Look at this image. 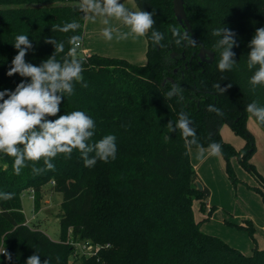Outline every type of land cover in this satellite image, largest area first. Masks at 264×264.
I'll return each mask as SVG.
<instances>
[{
	"label": "trees",
	"instance_id": "obj_1",
	"mask_svg": "<svg viewBox=\"0 0 264 264\" xmlns=\"http://www.w3.org/2000/svg\"><path fill=\"white\" fill-rule=\"evenodd\" d=\"M134 1L139 10L153 12V29L164 34L160 45L153 44L149 31L144 63L78 51L87 87L75 84L74 94L65 97L58 113L85 112L95 121L93 141L115 136L116 158L85 167L74 149L69 158L59 154L52 161L54 170L33 174L29 161L16 175L14 158L0 153V193L13 194L11 199L0 198V264H25L33 253L48 264H71L75 247L70 238L94 246L79 264H264V247L256 244L244 253L200 228L192 203L198 199L205 210L210 189L206 184L197 188L198 175L188 150L218 143L232 183L238 180L232 164L236 157L254 172L259 185L251 187L264 199V176L250 161L255 140L247 118L254 117L245 110L253 101L264 106V85H250L253 70L247 66L249 41L264 26V0H184L194 33L188 35L195 43L182 40L179 45L169 31L172 25L184 32L174 17L172 0ZM78 3L0 0V91L13 90L27 79L6 74L16 54L12 46L16 35L33 41L25 59L36 65L54 51L45 38L63 41L65 53L69 37L79 35L82 41L85 16L77 10ZM73 20L80 24L75 33L53 30L54 25ZM222 26L233 30L237 41L231 49L236 64L225 72L217 68L221 50L214 47L217 38L212 36V30ZM201 43L214 51L212 61L199 57ZM174 85L181 91L168 98ZM210 105L219 114L209 111ZM181 112L189 116L197 144H190L191 138H183L179 129L168 131V121L176 122ZM223 124L245 138L240 148L221 137ZM35 167L43 168V161ZM48 181L51 190L62 193L57 240L25 222L20 200L22 190L31 188L38 202ZM233 224L246 227L254 238L250 220L246 225Z\"/></svg>",
	"mask_w": 264,
	"mask_h": 264
},
{
	"label": "clouds",
	"instance_id": "obj_2",
	"mask_svg": "<svg viewBox=\"0 0 264 264\" xmlns=\"http://www.w3.org/2000/svg\"><path fill=\"white\" fill-rule=\"evenodd\" d=\"M76 8L93 22L97 17L103 18L102 23L105 27L101 35L108 41L114 38L126 40L129 37H141L149 31L153 44L159 46L164 39L163 33L153 29L155 23L153 12L133 11L121 0H79ZM113 19L119 21L128 31L114 29L111 24ZM79 28L80 24L75 20L53 26V30L63 33H75ZM169 31L177 45L182 40L195 43L194 39L189 38L187 31L182 33L179 27L169 25ZM212 36L217 38L214 47L221 50L217 63L218 70L221 72L232 70L236 64L235 53L231 50L237 46L236 33L222 26L214 28ZM81 42L79 35L69 37L70 47L65 53L63 41H57L53 37L45 38V43L53 45L54 51L36 65L25 59L34 47L33 41L24 34L14 37L12 46L16 49V54L6 74L8 76L18 74L27 79H22L13 90L0 91V153L14 158L13 171L16 175L21 174L29 161L33 163V174L54 170L55 165L52 161L59 154L69 158L74 149L79 151L85 167H93L97 160L107 162L116 158L115 136L108 134L93 141L95 121L85 112L75 110L58 114L65 97L74 94L75 84L87 87L82 75L84 60L77 55ZM248 46L250 50L247 53V66L253 70L249 83L255 88L264 85V26L255 30ZM180 91L179 86L174 85L166 95L171 98ZM208 110L219 114V109L211 105ZM245 110L259 124L264 125V106L253 101L246 105ZM167 126L170 133L179 129L183 138L186 140L191 138L190 144L198 143L195 129L191 127L190 118L186 113H179L178 120L168 121ZM209 148L210 155H216L221 151V145L215 142H212ZM199 155L203 156V152ZM41 160L44 167H35ZM12 196V193H0V198L3 199H11ZM25 264L48 262L41 261L40 255L33 253L26 258Z\"/></svg>",
	"mask_w": 264,
	"mask_h": 264
},
{
	"label": "rangeland",
	"instance_id": "obj_3",
	"mask_svg": "<svg viewBox=\"0 0 264 264\" xmlns=\"http://www.w3.org/2000/svg\"><path fill=\"white\" fill-rule=\"evenodd\" d=\"M247 120L249 121V127L255 125L259 129L258 131L255 129V150L250 156V161L253 162L257 171L264 176V137H262V141L259 137L260 131L264 136V130L251 116L247 118ZM252 130L254 131V129ZM228 133L229 135H227ZM220 135L224 140L235 145V147L240 148V145H237L239 144V139L243 141L242 145L245 142V138L234 132V130H232L227 124H223L220 128ZM189 148L192 149L191 147ZM193 148H196V150H192V152L188 149L190 162L192 165L193 163L195 164V166L193 165L195 171L199 174L200 180H203V183H207V186L208 177H211V198L215 203L212 207V211L209 212L207 203V208L201 210L199 200H193V212L195 219L200 222V228L207 233L219 236L244 253H250L252 247L256 244L259 247L262 246L264 242V229L261 228L262 223L259 221L254 222L253 219L256 217L252 216L257 215L260 211V206L258 205L259 203H257V200H260L261 204L264 205V199L261 194L251 187L259 185L254 172L243 167L239 160L234 157L232 164L238 177V180H236L234 184L227 176L225 170H223L224 172H220V169L217 170V175L210 170V167L208 166V158H210L208 157L209 146ZM201 152H203V156L199 155ZM220 155L221 154H219V156ZM221 157L222 156H220L222 167L224 168V160H222L223 158ZM218 166L220 168L219 164ZM51 183L52 181H48L43 185L41 199L38 202L35 201L34 193L30 188L22 190L20 193V200L25 222L31 227L42 228L52 239L57 240L59 238L58 213L60 202L62 200V193L51 190ZM247 184L250 185V187L247 186ZM254 194L259 199H256ZM207 200L208 197L206 198V201ZM247 220H250V223L254 227V238L246 227L235 226L233 224L241 223L246 225ZM69 241L75 247L73 254L69 256V262L71 264H79L80 257L82 255H89L90 250L93 249V245L87 243L85 240H75L70 238Z\"/></svg>",
	"mask_w": 264,
	"mask_h": 264
},
{
	"label": "crops",
	"instance_id": "obj_4",
	"mask_svg": "<svg viewBox=\"0 0 264 264\" xmlns=\"http://www.w3.org/2000/svg\"><path fill=\"white\" fill-rule=\"evenodd\" d=\"M121 2L126 7H128L129 9H131L133 11L139 10V8L136 5L134 0H121ZM102 19L103 18H101V17H97L96 20L93 22L85 16L84 36H83L79 51L82 53H99V54H105V55H111V56H119V57H124V58H126L129 61L134 62V63H144L146 60V45H147L146 35L141 36V37H135V38L129 37L126 40H116L114 38L113 40L108 41L101 35V31L105 27V25L102 23ZM111 24L114 27V29H117L119 31H128V29L126 27H124L123 25H121L119 21H116L113 19L111 21ZM247 126L252 131L253 134L255 133V129L257 131L259 130L258 127H256L255 125L250 126L251 127L250 128L248 120H247ZM252 129H254V131ZM227 135H229V133ZM259 137L261 138V141H262V137H264V136L262 135L261 131L259 132ZM229 139H231V138H229ZM238 143L239 144H237V145H240V147H241L243 141L239 139ZM191 148L192 149L189 148L190 152H192V150H196V148H193V147H191ZM236 148H239V147H236ZM200 149H204V148H200ZM210 151L211 150L208 149V157H210V158H208V166L210 167V170L212 172H214V174L216 173V175L218 174L217 170H219V169H220V172H224L223 171L224 168L222 167V161L220 159L221 155L219 156L220 152L216 154V157L218 160V162H217L215 155L209 154ZM233 159H232V162L234 161ZM218 164L220 165V168H219ZM193 165L195 166L194 163H193ZM210 178L208 177V187L210 189V194L208 196V200L206 201L208 211L210 208H212L215 205L214 201L211 198V193H212L211 182H212V180ZM198 179H200L199 174H198ZM203 184L207 185V183H203ZM254 197L256 199H259L255 194H254ZM257 203H259L258 205L260 206L259 207L260 211L257 215H255V216L253 215L252 217H256L253 219L254 222L255 221L261 222L262 223L261 228L264 229V205L261 204L260 200H257ZM39 229H42V228H39ZM260 247H264V242H263L262 246H260Z\"/></svg>",
	"mask_w": 264,
	"mask_h": 264
},
{
	"label": "water",
	"instance_id": "obj_5",
	"mask_svg": "<svg viewBox=\"0 0 264 264\" xmlns=\"http://www.w3.org/2000/svg\"><path fill=\"white\" fill-rule=\"evenodd\" d=\"M173 3V13L176 18L178 25L183 29V31H187V33H191L194 35L190 22L186 16V12L184 9V0H172ZM198 55L202 60L212 61L214 57V51L204 44H200L198 48ZM196 185L198 189H202L203 183L200 179H196Z\"/></svg>",
	"mask_w": 264,
	"mask_h": 264
},
{
	"label": "built area",
	"instance_id": "obj_6",
	"mask_svg": "<svg viewBox=\"0 0 264 264\" xmlns=\"http://www.w3.org/2000/svg\"><path fill=\"white\" fill-rule=\"evenodd\" d=\"M30 190L33 191V189H31V188H30ZM33 193H34V192H33ZM87 243H89V242L87 241ZM89 244H90V243H89ZM91 245H92V244H91ZM93 248H94V246H93ZM1 252H2V250H1ZM91 253H93V252H92V249L90 250V253H89V254H91Z\"/></svg>",
	"mask_w": 264,
	"mask_h": 264
}]
</instances>
